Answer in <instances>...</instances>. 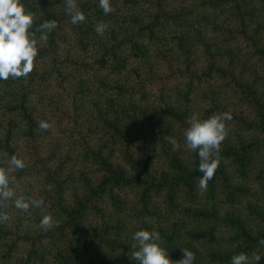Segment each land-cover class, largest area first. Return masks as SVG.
I'll return each instance as SVG.
<instances>
[{
    "label": "trees",
    "instance_id": "trees-1",
    "mask_svg": "<svg viewBox=\"0 0 264 264\" xmlns=\"http://www.w3.org/2000/svg\"><path fill=\"white\" fill-rule=\"evenodd\" d=\"M22 3L33 30L58 27L27 78L0 80V158L23 157L12 187L44 204L4 202L0 264H138L141 228L174 261L187 248L194 264L254 251L264 264V0H111L107 15L99 0H76L78 25L65 0ZM226 111L219 166L200 190L186 121ZM46 213L58 224L44 231Z\"/></svg>",
    "mask_w": 264,
    "mask_h": 264
},
{
    "label": "clouds",
    "instance_id": "clouds-1",
    "mask_svg": "<svg viewBox=\"0 0 264 264\" xmlns=\"http://www.w3.org/2000/svg\"><path fill=\"white\" fill-rule=\"evenodd\" d=\"M99 7L105 15L114 12L115 9L111 0H99ZM65 12L71 17V23L78 25L86 20L84 12L79 8L76 0H65ZM36 13L26 9L22 0H0V80L27 78L34 70L36 57L39 54V45L48 40V34L58 27L56 20H43L33 30ZM107 24L103 21L95 25V31L103 35ZM40 35L37 37L36 33ZM230 111L213 113L207 118L200 114L193 113L188 119V127L184 130L183 136L185 146L189 151H198L199 168L203 173L199 178L197 187L200 190H207L208 182L214 177L219 166V152L222 142L227 138L229 129L226 121H230ZM41 131H48L51 124L47 120L38 121ZM173 150L180 148L175 138H168ZM26 167L23 157L14 153L9 158L7 153L0 158V208L7 205L5 201H13L16 209L27 212L30 207H41L43 199H33L25 195H17L13 184L16 177L13 175L17 170ZM10 216L5 211H0V223H5ZM51 213H46L40 220L39 227L47 231L57 226ZM134 241L131 246L130 258L138 264H194L195 254L187 248H181L183 258L172 260L169 258L167 249L163 246L160 233L153 230L141 228L134 232ZM264 246V238L260 240ZM261 254L253 252L251 257L240 252L231 257L230 264H258Z\"/></svg>",
    "mask_w": 264,
    "mask_h": 264
}]
</instances>
